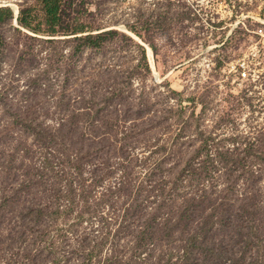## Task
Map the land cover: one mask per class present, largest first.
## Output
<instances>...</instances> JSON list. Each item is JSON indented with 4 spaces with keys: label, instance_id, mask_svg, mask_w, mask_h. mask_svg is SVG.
Returning <instances> with one entry per match:
<instances>
[{
    "label": "rangeland",
    "instance_id": "obj_1",
    "mask_svg": "<svg viewBox=\"0 0 264 264\" xmlns=\"http://www.w3.org/2000/svg\"><path fill=\"white\" fill-rule=\"evenodd\" d=\"M63 4L0 0V264H264V0Z\"/></svg>",
    "mask_w": 264,
    "mask_h": 264
},
{
    "label": "trees",
    "instance_id": "obj_2",
    "mask_svg": "<svg viewBox=\"0 0 264 264\" xmlns=\"http://www.w3.org/2000/svg\"><path fill=\"white\" fill-rule=\"evenodd\" d=\"M64 0H37V2L42 7L43 17H42V24L47 26L49 33H57L58 26L62 24L63 18L66 16L67 5L63 4ZM6 10L0 9V22L2 21L1 15L6 13ZM9 14V11H8ZM34 19L28 14L27 10H22L18 17V23L35 32H39L40 28H38L33 23ZM67 32H74V29H70L69 26L65 27ZM118 33L117 31L111 32L108 35H115ZM106 36L100 37V39L105 38Z\"/></svg>",
    "mask_w": 264,
    "mask_h": 264
}]
</instances>
